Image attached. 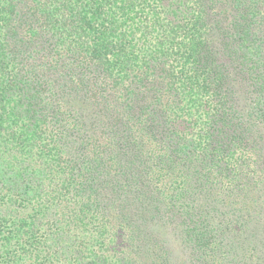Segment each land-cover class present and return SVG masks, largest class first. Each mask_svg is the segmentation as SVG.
I'll list each match as a JSON object with an SVG mask.
<instances>
[{"label": "trees", "instance_id": "obj_1", "mask_svg": "<svg viewBox=\"0 0 264 264\" xmlns=\"http://www.w3.org/2000/svg\"><path fill=\"white\" fill-rule=\"evenodd\" d=\"M0 264H264V0H0Z\"/></svg>", "mask_w": 264, "mask_h": 264}]
</instances>
